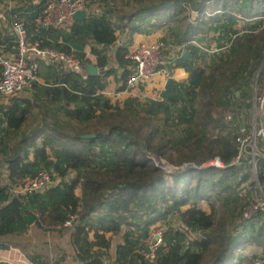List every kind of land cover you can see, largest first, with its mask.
I'll use <instances>...</instances> for the list:
<instances>
[{
	"label": "trees",
	"instance_id": "trees-1",
	"mask_svg": "<svg viewBox=\"0 0 264 264\" xmlns=\"http://www.w3.org/2000/svg\"><path fill=\"white\" fill-rule=\"evenodd\" d=\"M97 1L98 12L41 35L43 45L74 51L85 67L92 62L89 46L99 74L41 62L44 82L36 83L34 96L0 103V250L17 248L33 264H62L67 252L54 238L69 232L80 264H101L112 248L113 264H255L257 259L264 264V212L241 219L254 198L248 189L255 183L249 184L252 166L246 158L234 163L241 131L227 124L221 110L228 106V87L264 60V0ZM193 10L199 12L194 21ZM237 14L245 18L240 27ZM255 15V21L247 20ZM34 16L28 19L29 33ZM161 27L191 54L177 65L186 69L187 80L173 81L162 102L148 99L144 105L129 96L122 105L112 103L102 94L108 77L113 75L121 90L133 65L126 58L131 39L118 40ZM210 31L212 41L221 47L229 42V48L209 59L207 71L195 64L208 59L202 44ZM241 92L236 86L233 97ZM38 105L45 115L32 121ZM160 115L164 128L155 122ZM154 156L189 166L219 157L224 167L167 172ZM258 164L255 179L264 190V158ZM44 169L54 175L43 193L13 192ZM231 205L229 216L223 209ZM26 215L35 218L31 225ZM72 218V227H66ZM159 224L164 241L150 261L142 252ZM250 245L263 250L245 253Z\"/></svg>",
	"mask_w": 264,
	"mask_h": 264
},
{
	"label": "built area",
	"instance_id": "built-area-1",
	"mask_svg": "<svg viewBox=\"0 0 264 264\" xmlns=\"http://www.w3.org/2000/svg\"><path fill=\"white\" fill-rule=\"evenodd\" d=\"M90 7L91 0H0V95L13 97L32 93L39 81L38 71L41 62L60 65L65 71H85L84 59L78 57L74 51H60L43 45L44 39L41 32L43 29L50 28L68 29L75 20L76 14L81 10L90 13ZM31 15L35 16L30 23L32 32L29 33L27 25ZM186 51L184 45L177 46L169 36L164 35L151 44L132 47L126 58L130 59L133 65L130 67L131 72L124 88L121 90L105 89L102 94L105 93L109 98H119L125 93L132 95L135 92L139 93L137 97L140 99L162 102L165 98L164 92L167 89L168 80L173 79L174 81V70L178 68V62ZM157 77L163 78L164 82L159 89L153 90L154 93H150L147 91V85ZM250 111L251 120L254 121L252 132L246 134L251 129L244 123L239 126L241 131V134L237 136L239 151L234 163H239L243 158L248 159L257 177L258 161L264 158V88L255 99ZM204 165L224 167L219 157L210 160L209 165ZM53 175L44 169L34 177L27 178L13 192L23 195L43 193L53 184ZM258 184L259 181H257ZM260 191V194H256V197L242 212L241 219L248 220L255 213L264 212L262 186ZM72 223L73 218L67 220L64 225L72 227ZM163 241L164 228L158 225L145 241L146 250L142 252L143 256L154 261L156 250ZM112 251L113 248L110 253ZM101 264H113L111 255L110 257L105 256ZM255 264H262V261L257 259Z\"/></svg>",
	"mask_w": 264,
	"mask_h": 264
},
{
	"label": "rangeland",
	"instance_id": "rangeland-1",
	"mask_svg": "<svg viewBox=\"0 0 264 264\" xmlns=\"http://www.w3.org/2000/svg\"><path fill=\"white\" fill-rule=\"evenodd\" d=\"M184 4L187 5L186 2ZM90 10H91L92 13L93 12H98V10H100V4H99V2L97 0H93L91 2ZM213 13H210V10L208 11V15L209 14L211 15ZM191 15H192V21H194L198 17L199 12L193 10V11H191ZM237 16L239 17V20L241 21V23H239V27H240V26L243 25L242 22L245 21L244 20L245 18H243V16H241L239 14H237ZM257 17H258L257 15L250 16V18L247 19V20L255 21V19ZM161 30H162L164 36L171 37L170 36L171 33L169 32V30L167 28H162L161 27ZM256 32H258V30H256ZM256 32H254V33H256ZM207 37H208V39L205 37V41L202 44L203 49H204L202 51H204V52H206L208 54V56H207L208 59H206V63L205 64L201 63L200 61L196 62L195 66H197V67L201 66L202 68H205V66H208V64L210 62L209 59L212 58L213 55H219V54L225 55V54L228 53V51H227L228 49L227 48H229V42L226 43V44L223 43L222 47L220 45H217L216 41H212V39H214L213 38L214 37V32H211V31L207 33ZM206 70L209 71L208 69H206ZM112 78H113V75H112ZM197 78H202V75L199 74L197 76ZM186 80H184V82ZM238 85L240 86V89L242 90V92L240 93L241 96L239 98L235 99L233 97V93L236 91V86H238ZM142 88L145 89V87H142ZM228 88L229 89L225 93V97H226L225 102L226 103L228 102L227 103L228 106L225 105V106L221 107V110H224V114H225V118H226L227 124L229 126H232V127H235V126L239 127L242 123H244L245 126H247L249 129H251V132H252V125H253L254 121L251 120V114H250L251 111L250 110L253 107V103H254L255 99L259 96V94H261V92H262V90L264 88V60L259 65V67L256 68L252 72V75L244 78L243 80L237 81L236 83L232 84ZM147 91H149V88H147ZM150 93H154V91H150ZM33 94H34V91L32 93L28 94V96H31V95L34 96ZM237 94H239V91L237 92ZM138 95H139V93L136 94L135 92H133L132 95L128 94L127 97L128 96H136L137 97ZM150 95L151 94H149V96ZM10 98L6 97V96H3V95H0V103H8ZM126 98L125 99L124 98L120 99V104L121 105L126 100ZM141 101H142L141 103L144 104V105L148 102V100H146L145 98H142ZM44 115H45L44 109L40 105H38L34 109L33 116L31 117L30 120H32V121L36 120V117L38 118L39 116H40V119H41V118H43ZM46 119H48V117ZM164 119H165L164 115H160L159 119H156L155 122L159 123L161 125V127L164 128L165 127L164 126L165 125ZM248 134H250V132ZM154 157H157V156H154ZM161 161H162V164H161L162 168H164L167 172H170L174 168H178V167H181L183 165H188L189 166V164H190V163H187V162L181 163V164H172V163H169L168 161H166L164 159H162ZM205 164L209 165V162H206ZM191 165L205 167L204 164L199 165L197 163H191ZM251 174H252V176L250 178L249 184L251 183V181H255V183L251 184V186L248 189L250 190V193L252 195L251 198H253V197L255 198L256 194L257 195L260 194V192H261L260 189H261L262 185L260 183L257 185V179H255L256 178L255 174L254 173H251ZM241 189H242V193L244 194L246 189L244 188V186H242ZM201 205L208 209V206H207L208 204L207 203H201ZM234 207H235V205H231V206L228 207V209H226V208L223 209V211H224L225 214H228L230 216L232 214V209H234ZM236 211L237 210H235L234 212H236ZM220 212H221V208H220ZM159 225L161 226V224H159ZM64 236L67 237L68 235L64 234ZM55 237H57V235H55ZM61 244L67 251H69V252L71 251L70 245L64 244L62 242H61ZM255 250H258V251L260 250V252H262L263 249H262L261 246L250 245V246H247L244 249V252L252 255V253H255Z\"/></svg>",
	"mask_w": 264,
	"mask_h": 264
},
{
	"label": "crops",
	"instance_id": "crops-1",
	"mask_svg": "<svg viewBox=\"0 0 264 264\" xmlns=\"http://www.w3.org/2000/svg\"><path fill=\"white\" fill-rule=\"evenodd\" d=\"M163 37V32L161 29H156V30H152V32L150 33H134L131 35V37H129L128 35H124L122 37H120V39L118 40V43L120 41H125L126 39H131V43L129 45V50L132 49V47L143 44V45H148L151 44L155 41H157L158 39H161ZM86 55L88 58L91 59L92 62H94L96 64V58L95 56H93L90 53V47L87 46L86 48ZM189 74L186 71V69L184 67H178L174 70V81L175 82H184V80H186L188 78ZM179 79H178V78ZM44 82L40 77H39V81L38 83ZM164 82V79L161 77H157L152 79V81L150 83H148V87L149 91H153L156 89H159L162 84ZM118 85L115 83L114 78H112V75H110L108 77V85L106 86V90L107 89H116L119 90ZM104 89V90H105ZM104 96L105 93H103ZM127 93L123 94L121 97L119 98H113V97H108L106 96L109 100H111L112 103H116V102H120L121 98H126L127 97ZM129 97V96H128ZM10 98V97H9ZM40 141V139H38ZM42 217V216H41ZM42 219H44L42 217ZM65 235H68L67 237H65L64 235L62 236H57L54 239L58 242H62L64 244H68L70 245V249L71 251H67L65 249V251L67 252L66 255V259L63 261L62 264H80L78 262V260L75 258L74 254H73V250H72V238L70 237V233L67 232L65 233ZM119 238H116V241H118ZM114 251H112L111 256L113 255ZM260 250H255V253L252 254H260ZM0 264H33L19 249L17 248H10V249H6V250H0Z\"/></svg>",
	"mask_w": 264,
	"mask_h": 264
},
{
	"label": "water",
	"instance_id": "water-1",
	"mask_svg": "<svg viewBox=\"0 0 264 264\" xmlns=\"http://www.w3.org/2000/svg\"><path fill=\"white\" fill-rule=\"evenodd\" d=\"M87 17V12L85 11V10H81V11H79L77 14H76V16H75V19H82V18H86ZM183 57L185 58V59H190L191 58V54H190V52L189 51H186L185 53H184V55H183ZM85 71H86V73L87 74H89V75H93V76H97L98 74H99V68L95 65V64H93V63H89V64H87V66L85 67ZM172 82H173V79H169L168 80V85H167V88L172 84ZM86 137H91V136H94V134H87V135H85ZM156 159V158H155ZM158 159V160H157ZM157 159H156V161H157V164L158 165H160L161 167H162V159H161V157H159V156H157ZM187 167H197L196 165H190V166H188V165H183V166H181V167H178V168H174L173 170H171L170 172H173V171H182V170H184L185 168H187ZM25 220L27 221V223H28V225H31L34 221H35V218L34 217H32V216H28V215H26L25 216Z\"/></svg>",
	"mask_w": 264,
	"mask_h": 264
}]
</instances>
